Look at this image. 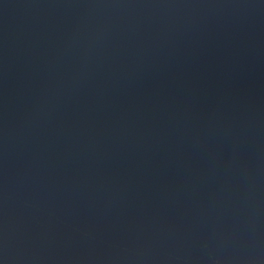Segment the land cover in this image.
<instances>
[{"label": "water", "instance_id": "obj_1", "mask_svg": "<svg viewBox=\"0 0 264 264\" xmlns=\"http://www.w3.org/2000/svg\"><path fill=\"white\" fill-rule=\"evenodd\" d=\"M0 264H264V0H0Z\"/></svg>", "mask_w": 264, "mask_h": 264}]
</instances>
